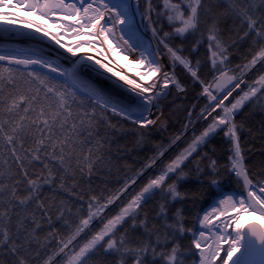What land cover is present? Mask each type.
<instances>
[{
	"label": "snow or ice",
	"instance_id": "1",
	"mask_svg": "<svg viewBox=\"0 0 264 264\" xmlns=\"http://www.w3.org/2000/svg\"><path fill=\"white\" fill-rule=\"evenodd\" d=\"M0 264H264V0H0Z\"/></svg>",
	"mask_w": 264,
	"mask_h": 264
},
{
	"label": "bare ground",
	"instance_id": "2",
	"mask_svg": "<svg viewBox=\"0 0 264 264\" xmlns=\"http://www.w3.org/2000/svg\"><path fill=\"white\" fill-rule=\"evenodd\" d=\"M9 11H11L12 9H7ZM71 39L70 37H65V41L66 42H71ZM92 55H95V53H90ZM109 57L110 59L113 60L114 64L118 67V68H121L123 69L125 72H128L130 75H136L137 71H139V69L135 66V65H132V64H129L128 61L124 60L122 58V56H117L115 54H112V53H109Z\"/></svg>",
	"mask_w": 264,
	"mask_h": 264
},
{
	"label": "trees",
	"instance_id": "3",
	"mask_svg": "<svg viewBox=\"0 0 264 264\" xmlns=\"http://www.w3.org/2000/svg\"><path fill=\"white\" fill-rule=\"evenodd\" d=\"M254 119L258 121V120H259V116H256ZM257 126H258V125H257Z\"/></svg>",
	"mask_w": 264,
	"mask_h": 264
}]
</instances>
